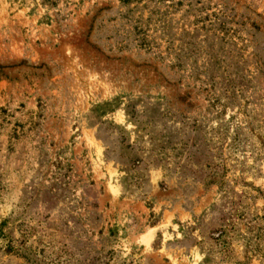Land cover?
I'll return each instance as SVG.
<instances>
[{"label": "rangeland", "instance_id": "1", "mask_svg": "<svg viewBox=\"0 0 264 264\" xmlns=\"http://www.w3.org/2000/svg\"><path fill=\"white\" fill-rule=\"evenodd\" d=\"M0 0V264H264V0Z\"/></svg>", "mask_w": 264, "mask_h": 264}, {"label": "trees", "instance_id": "2", "mask_svg": "<svg viewBox=\"0 0 264 264\" xmlns=\"http://www.w3.org/2000/svg\"><path fill=\"white\" fill-rule=\"evenodd\" d=\"M11 2H13V3H19V4H23L24 2V0H10Z\"/></svg>", "mask_w": 264, "mask_h": 264}]
</instances>
